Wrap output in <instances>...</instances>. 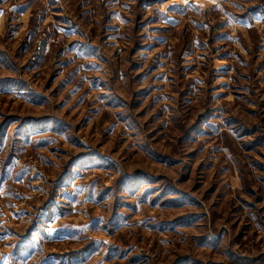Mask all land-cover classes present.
<instances>
[{"label": "rangeland", "instance_id": "rangeland-1", "mask_svg": "<svg viewBox=\"0 0 264 264\" xmlns=\"http://www.w3.org/2000/svg\"><path fill=\"white\" fill-rule=\"evenodd\" d=\"M0 264H264V0H0Z\"/></svg>", "mask_w": 264, "mask_h": 264}]
</instances>
